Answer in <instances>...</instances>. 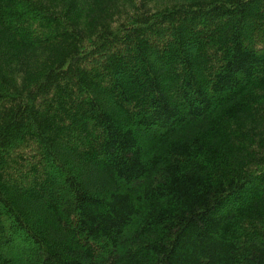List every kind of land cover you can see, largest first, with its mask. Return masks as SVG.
I'll return each mask as SVG.
<instances>
[{
	"label": "trees",
	"instance_id": "1",
	"mask_svg": "<svg viewBox=\"0 0 264 264\" xmlns=\"http://www.w3.org/2000/svg\"><path fill=\"white\" fill-rule=\"evenodd\" d=\"M0 264H264V0H0Z\"/></svg>",
	"mask_w": 264,
	"mask_h": 264
}]
</instances>
